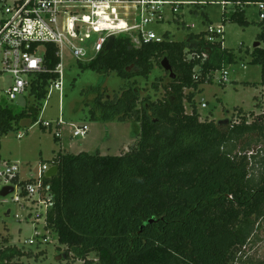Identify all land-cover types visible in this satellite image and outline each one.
Instances as JSON below:
<instances>
[{
  "label": "trees",
  "instance_id": "obj_1",
  "mask_svg": "<svg viewBox=\"0 0 264 264\" xmlns=\"http://www.w3.org/2000/svg\"><path fill=\"white\" fill-rule=\"evenodd\" d=\"M224 1L243 4L231 15L224 11L225 18L242 26L250 24L244 7L264 2ZM260 26L262 45L254 48L251 63L261 65L264 89V18ZM56 52L55 45L47 44L50 70L60 62ZM203 52L208 55L205 60L188 58L190 53ZM164 57L176 78L165 85L162 100L147 101L138 109L140 93L132 85L113 101L96 100L106 121L117 114L119 121L133 119L136 127L140 124V138L133 148L119 155L55 154L51 164L58 165L59 172L44 180L53 196L45 229L56 232L58 241L67 245V257L74 253L87 264L92 252L98 255V264H248L244 247L264 219V113L251 122L245 115L234 123L201 121L194 101L200 84L211 82L212 71L235 61L222 39L211 41L204 31L173 41L166 33L162 42L135 47L121 35L111 50L80 67L116 72L130 80L136 75L149 77ZM57 77L41 75L33 88L32 105L0 103V134L24 119L37 120L47 86ZM187 88L192 92L186 94ZM185 100L191 113L186 112ZM90 113L91 120L98 119L94 109ZM242 141V150L234 154ZM255 145L260 146L257 151L251 149ZM252 159L255 166L257 161L261 165L257 174L252 173ZM24 256L33 255L6 246L0 250V264H24L20 260Z\"/></svg>",
  "mask_w": 264,
  "mask_h": 264
},
{
  "label": "rangeland",
  "instance_id": "obj_2",
  "mask_svg": "<svg viewBox=\"0 0 264 264\" xmlns=\"http://www.w3.org/2000/svg\"><path fill=\"white\" fill-rule=\"evenodd\" d=\"M188 1L191 2L190 5L185 6L179 15L167 14L165 23L152 25L151 28L158 35L166 32L170 40L184 41L189 34L207 31L210 26L223 27L224 34L219 40L222 39V46L232 51L235 56L233 63L212 71L211 82L200 84L194 100L200 120L234 123L239 122L241 116L245 115L249 122L253 121L264 113V89L260 84L262 67L251 63L254 45L261 42L259 34L263 18L259 4L251 3L244 7L250 24L242 26L224 16L225 10L228 15L238 11L243 6L241 3L226 4L224 0ZM64 64L63 91L55 92L46 99L42 115V118L53 121L63 115L69 122L62 127L61 139L55 141L52 131L33 124L31 119H24L19 125L15 124L7 134H0L1 159L19 163L20 175L24 179L29 178L30 174H35L43 163L50 164L59 151L119 155L133 148L140 138V124L136 127L133 119L119 121L117 114L106 121L102 115L103 108L99 107L96 100L100 98L103 102L113 101L132 85L139 90L140 101L137 108L140 109L147 101L162 100L166 95L165 85L171 80L169 72L159 64L155 65L149 77L136 75L130 80L122 79L116 72L106 74L83 69L76 65L68 52H65ZM223 70L229 72V81L226 83L219 82ZM185 92L189 94L192 90L187 88ZM25 100V97H20L18 101L24 103ZM203 103H206L207 107H203ZM185 108L187 113L192 112L188 100H185ZM91 109L95 110L98 119L91 120ZM81 122H87L90 131L86 137L75 138L72 136L75 128L71 123ZM19 131L24 134L23 137H17ZM243 143L244 141L235 145L234 154L242 150ZM258 148L260 146L255 145L251 149L257 151ZM245 150V153L249 154V149ZM251 162L250 166H253L255 160L252 159ZM257 162L258 166L254 165L255 168H252L254 174L258 173L257 168L261 166L259 161ZM31 167L34 171L29 170ZM37 216L40 215L35 205L28 207L27 203L15 202L12 196L4 198L0 195V250L6 246H16L21 251L30 252L32 257L20 258L24 264H87L74 253L67 257V245L58 241L57 233L53 230L49 231L48 241L43 242V235L47 234L48 230L44 228L43 220L36 222ZM31 239L35 241L33 244L29 243ZM244 253L243 258L248 260V264L264 261V219L260 220L259 227L244 247ZM87 260L92 261L89 264L99 262L95 252H92Z\"/></svg>",
  "mask_w": 264,
  "mask_h": 264
},
{
  "label": "built area",
  "instance_id": "obj_3",
  "mask_svg": "<svg viewBox=\"0 0 264 264\" xmlns=\"http://www.w3.org/2000/svg\"><path fill=\"white\" fill-rule=\"evenodd\" d=\"M190 3L188 0H0V103L5 101L16 107L32 105L33 88L44 73L58 76L56 80H50L46 99L55 92L62 93L65 52L70 53L80 66L89 64L107 50L111 37L115 40L126 35L135 47L166 40V32L158 35L151 26L165 23L167 14L179 15ZM258 4L263 11L264 2ZM223 34V27L210 26L206 38L213 41L222 38ZM47 44L55 45L56 56L60 58L53 70L46 66ZM201 56L203 60L208 57L206 52L188 54L189 59ZM228 81L229 72L223 70L219 82ZM20 97L26 98L24 103L18 101ZM46 99L33 124L52 131L54 137L61 139L62 127L69 122L63 115L56 121L42 118ZM202 106L207 107V104ZM71 124L75 128L72 134L75 138L86 137L90 131L87 122ZM23 135L19 131L17 137ZM0 163V191L11 186L14 191L9 196L15 202L27 203L28 207L35 205L40 215L36 222L43 220L45 228L47 212L53 207V196L44 180L53 164L43 163L35 174L24 179L19 163L10 160ZM29 170L34 171L32 167ZM48 235L49 231L43 235V242L48 241ZM34 242L29 240L30 244Z\"/></svg>",
  "mask_w": 264,
  "mask_h": 264
},
{
  "label": "water",
  "instance_id": "obj_4",
  "mask_svg": "<svg viewBox=\"0 0 264 264\" xmlns=\"http://www.w3.org/2000/svg\"><path fill=\"white\" fill-rule=\"evenodd\" d=\"M114 43H115V40L113 37L110 38L109 42L107 43L106 45V49L107 50H111L113 47H114ZM261 42H256L255 45H254V48L259 46ZM161 65L162 67L167 71L169 72V76L171 79H175L176 78V74H175V71L168 59V57H164L161 61ZM59 172V166L58 165H52L46 172V177L48 179L50 178H53L55 177ZM14 191V188L11 187V186H8V187H5L3 188L1 191H0V195L4 198H6L7 196H9L11 193H13ZM10 213V211L8 212V214ZM150 222L153 221V219H150L149 220Z\"/></svg>",
  "mask_w": 264,
  "mask_h": 264
},
{
  "label": "crops",
  "instance_id": "obj_5",
  "mask_svg": "<svg viewBox=\"0 0 264 264\" xmlns=\"http://www.w3.org/2000/svg\"><path fill=\"white\" fill-rule=\"evenodd\" d=\"M0 161H3V159H1V157H0Z\"/></svg>",
  "mask_w": 264,
  "mask_h": 264
}]
</instances>
